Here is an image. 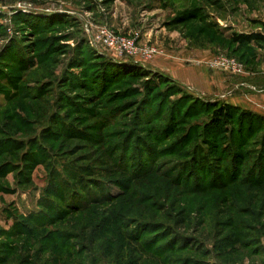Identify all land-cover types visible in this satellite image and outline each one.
<instances>
[{
    "label": "rangeland",
    "instance_id": "rangeland-1",
    "mask_svg": "<svg viewBox=\"0 0 264 264\" xmlns=\"http://www.w3.org/2000/svg\"><path fill=\"white\" fill-rule=\"evenodd\" d=\"M187 12L197 19L179 24ZM258 21L264 0H0V141L13 145L0 149V264H264V122L210 138L202 101H223L222 86L182 94L103 68L132 60L90 42L101 28L136 35L158 50L137 67L242 83L264 50L230 36L263 32ZM221 55L255 57L249 75L212 68Z\"/></svg>",
    "mask_w": 264,
    "mask_h": 264
},
{
    "label": "trees",
    "instance_id": "trees-1",
    "mask_svg": "<svg viewBox=\"0 0 264 264\" xmlns=\"http://www.w3.org/2000/svg\"><path fill=\"white\" fill-rule=\"evenodd\" d=\"M197 19V15L194 12H187L184 16H182L181 18H179L178 23L179 24H187L191 21H194ZM259 22V21H258ZM264 30V23L259 22ZM230 41L232 42V44L234 45H238V47L240 48H247L248 50H251L250 48H252V46H256L258 47L260 50H264V31L263 32H252V33H233L230 36ZM230 57H233L231 55H228ZM246 57V56H245ZM244 57V58H245ZM235 58V57H234ZM242 58V57H241ZM241 58H236L238 61H243L244 65H248V63H251V60H254L255 57L252 58H248V60L245 59H241ZM105 61H101V66L104 68L105 66L110 69V68H114L113 70H117V68L120 69V67H124L123 69H132L135 70L133 71L134 75L136 76V78L138 79H143V78H149L151 75L154 77L153 82H170L172 84V88L176 91H178L179 93H182V89H184L182 86L179 85V83L175 80H173L172 78L163 75L161 73H151L148 70L143 69L141 66L137 67L136 65L132 64V61L128 62H115L109 59H104ZM258 60V58H257ZM128 64V65H127ZM254 64V63H252ZM120 69V70H123ZM120 70L117 72H115V74H118L120 72ZM181 87V88H180ZM185 98H191L197 102L202 101L200 99H196V98H192L190 95H186L184 94ZM200 103V102H199ZM204 104L203 106L205 108H208L210 111V116L208 121L206 122V124H204V133L206 135H208V137L210 138H215V139H219L220 137L226 136L227 134L231 135L234 141V137L236 138L237 134H243L245 131L248 132H253L255 133V126L257 125L258 122H264V117L258 115L257 113H254L251 110H247V109H243L240 108L238 106L226 103L225 101H221V100H216L214 102H203ZM8 109L6 108L3 112H6ZM237 120V121H236ZM235 122V123H234ZM254 136V135H252ZM13 145L10 144L7 141H0V149H3L2 153L6 152L8 149L10 150L11 147ZM8 150V151H9ZM7 151V152H8ZM6 152V153H7ZM235 157L234 160H236L237 157V153H235ZM235 162L234 161L231 164V168L232 169V178L229 179V183H225L228 185H233L235 184L237 181V179L239 177L236 176L235 171L238 170L237 166H235ZM211 169L213 171V173H215L216 177H219L220 174L215 172V167H213V165L211 164ZM240 183L246 184L247 180H240ZM218 184V183H217ZM222 184V183H221ZM98 200V199H96ZM118 199L116 198H111V200L109 202H114ZM101 203V201L98 202H94L91 204H88V202H82L80 205H74L71 206L72 210L71 212L73 213H79L82 211H88L90 206L94 205V204H98ZM49 223H47L48 225Z\"/></svg>",
    "mask_w": 264,
    "mask_h": 264
},
{
    "label": "crops",
    "instance_id": "crops-1",
    "mask_svg": "<svg viewBox=\"0 0 264 264\" xmlns=\"http://www.w3.org/2000/svg\"><path fill=\"white\" fill-rule=\"evenodd\" d=\"M191 55L197 58L200 56V58L204 60L212 56L211 52L207 50L202 52L195 50ZM263 59L264 55L262 57V60ZM173 68L175 69V80L183 87L189 88L190 86L193 87L195 84L202 83L204 84L203 89L205 90H203V92L206 93L207 91L206 94L208 95V91L212 94L214 89H220L222 86L220 90H222L223 93L216 96V98L223 99L226 103L247 110H254L262 114L264 113V94H262L264 92V60L263 62H260L259 71L256 74L253 73L248 76V79L242 83H233V80L228 79V77H222L219 74L209 75L204 69L202 70L201 67L197 66L194 67V65H186L185 68L178 71L177 63H175ZM255 78H258L257 81L252 83ZM251 90L256 93H253ZM237 91L240 93H237Z\"/></svg>",
    "mask_w": 264,
    "mask_h": 264
},
{
    "label": "built area",
    "instance_id": "built-area-1",
    "mask_svg": "<svg viewBox=\"0 0 264 264\" xmlns=\"http://www.w3.org/2000/svg\"><path fill=\"white\" fill-rule=\"evenodd\" d=\"M136 39V35L133 38H127L115 35L107 28H101L97 35L92 37L90 42L96 47L102 46L115 59L132 60L146 66L147 63L144 61L152 59L158 53V50L154 46L147 45L138 48L136 46ZM210 65L212 68L222 70L230 75L238 77L249 75L244 64L234 57L221 55L212 61Z\"/></svg>",
    "mask_w": 264,
    "mask_h": 264
}]
</instances>
